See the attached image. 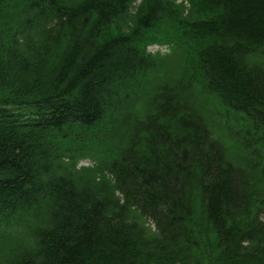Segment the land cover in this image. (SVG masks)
<instances>
[{
	"label": "trees",
	"instance_id": "16d2710c",
	"mask_svg": "<svg viewBox=\"0 0 264 264\" xmlns=\"http://www.w3.org/2000/svg\"><path fill=\"white\" fill-rule=\"evenodd\" d=\"M0 264H264V0H0Z\"/></svg>",
	"mask_w": 264,
	"mask_h": 264
},
{
	"label": "rangeland",
	"instance_id": "374dc122",
	"mask_svg": "<svg viewBox=\"0 0 264 264\" xmlns=\"http://www.w3.org/2000/svg\"><path fill=\"white\" fill-rule=\"evenodd\" d=\"M151 49V51H155V50H157V49H159L158 47H156V46H154V47H151L150 48ZM162 50H165L164 48H161ZM84 163H89V162H84Z\"/></svg>",
	"mask_w": 264,
	"mask_h": 264
}]
</instances>
